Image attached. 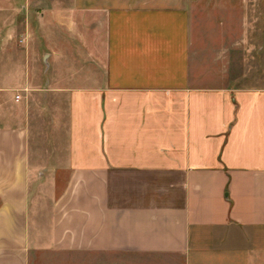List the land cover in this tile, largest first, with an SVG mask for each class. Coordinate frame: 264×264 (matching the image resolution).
I'll return each mask as SVG.
<instances>
[{
  "label": "crops",
  "instance_id": "0c3cea01",
  "mask_svg": "<svg viewBox=\"0 0 264 264\" xmlns=\"http://www.w3.org/2000/svg\"><path fill=\"white\" fill-rule=\"evenodd\" d=\"M198 2L47 12L65 177L40 204L29 127L0 115V264H264V86L201 78Z\"/></svg>",
  "mask_w": 264,
  "mask_h": 264
},
{
  "label": "rangeland",
  "instance_id": "374dc122",
  "mask_svg": "<svg viewBox=\"0 0 264 264\" xmlns=\"http://www.w3.org/2000/svg\"><path fill=\"white\" fill-rule=\"evenodd\" d=\"M219 1L197 3L201 78L230 75L233 87L264 86V0H249L247 13L240 0ZM69 6L70 0L0 3V115L8 125L29 127L42 205L65 177L60 170L65 167L68 102L48 93L53 49L48 23L56 22L47 12Z\"/></svg>",
  "mask_w": 264,
  "mask_h": 264
},
{
  "label": "built area",
  "instance_id": "2783aa9c",
  "mask_svg": "<svg viewBox=\"0 0 264 264\" xmlns=\"http://www.w3.org/2000/svg\"><path fill=\"white\" fill-rule=\"evenodd\" d=\"M16 99H17V100H19V99H20V97H19V96H17V97H16Z\"/></svg>",
  "mask_w": 264,
  "mask_h": 264
}]
</instances>
